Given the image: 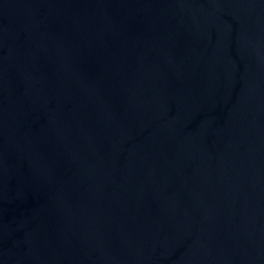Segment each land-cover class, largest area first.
<instances>
[{
	"label": "water",
	"instance_id": "water-1",
	"mask_svg": "<svg viewBox=\"0 0 264 264\" xmlns=\"http://www.w3.org/2000/svg\"><path fill=\"white\" fill-rule=\"evenodd\" d=\"M0 264H264V0H0Z\"/></svg>",
	"mask_w": 264,
	"mask_h": 264
}]
</instances>
